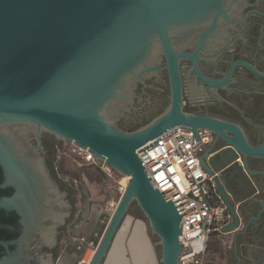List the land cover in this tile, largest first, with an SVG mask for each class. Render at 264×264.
<instances>
[{"label": "water", "instance_id": "obj_1", "mask_svg": "<svg viewBox=\"0 0 264 264\" xmlns=\"http://www.w3.org/2000/svg\"><path fill=\"white\" fill-rule=\"evenodd\" d=\"M238 3L239 0H0V172L5 179L0 181V189L10 185L17 189L10 196L0 193V210L16 209L24 224L16 250H11V241L0 237L6 251L0 264H49V258L34 260L29 251L30 238L38 233L42 240L53 241L70 213L62 208V200L58 208L47 205V195L53 191L48 175L42 163L35 165L22 152L23 136L30 129L37 130L38 138L46 130L87 148L96 159L106 160L121 175L130 176L116 207L112 212L104 211L102 222L92 229L87 243L96 246V253L91 264L104 263L133 203L147 217L151 233L160 238V264L202 263L197 258L181 262L182 214L153 183L138 149L177 126L192 130L200 141L197 128L207 126L218 130L236 152L264 158V144L248 145L235 125L183 112L180 61L190 59L202 80L223 86L225 80L213 81L202 74L198 54L218 20L223 17L229 21ZM205 24L208 28L200 33L193 52L181 48L185 42L178 47V40L185 34L177 32L188 33ZM152 47L158 50L159 59L150 62L146 55ZM163 58L166 65L161 68ZM240 63L264 75L248 62ZM162 70L169 72L168 108L134 131L119 128L117 114H110V104L120 96L131 102L124 80L130 77L136 85ZM231 72L232 68L228 77ZM222 127L234 130L236 135H225ZM202 164L210 175H215L203 156ZM240 170L248 176L253 174L248 166ZM214 180L233 217L222 231L235 230L248 216L253 215V219L257 204L260 212L264 210V199L250 194L245 200L221 183L219 175ZM77 187L75 196H82L81 187ZM57 195L61 197L62 193L58 190ZM78 214L72 224L81 222ZM0 226L4 224L0 222ZM242 232L236 231L235 240Z\"/></svg>", "mask_w": 264, "mask_h": 264}, {"label": "flooded vegetation", "instance_id": "obj_2", "mask_svg": "<svg viewBox=\"0 0 264 264\" xmlns=\"http://www.w3.org/2000/svg\"><path fill=\"white\" fill-rule=\"evenodd\" d=\"M214 32L207 38L206 43L199 52V69L202 74L213 81L225 80L223 86L211 85L193 70L190 59L184 58L180 61V72L183 88V112L197 118L203 117L213 121L235 125L244 134L248 145L257 147L264 144V75L261 76L254 70L240 63L248 62L253 69L261 74L264 73V0H239L238 9L230 14L229 21L223 17L218 20ZM208 25L191 28L188 33L184 30L177 35L185 34L180 40L182 49L193 52L198 45V38ZM179 50V49H178ZM166 65V59L160 61L162 68ZM232 68V72L228 77ZM146 76H149L147 74ZM158 91L161 98L154 97ZM170 80L169 72L159 71L132 84L129 100L122 99L112 108L117 112L116 124L125 131L136 130V124L141 120L151 122L154 116L163 113L170 105ZM198 132L205 131L209 137V143L202 154L204 163L211 167L215 175H219L221 183H225L229 190L240 195L252 193H264V158L255 155H243L236 152L219 131L207 126L197 128ZM225 135L235 136V131L222 127L220 129ZM22 152L27 154L35 165L41 164L48 175L49 187L53 189L47 195L49 208H62L70 213L65 217V223L58 228L53 235L54 240L46 242L38 233L30 238L29 251L38 261L40 257L49 258V264H59L60 259L64 264H75L82 254L83 246L87 243L72 246L73 234L76 229L75 213H79L78 219L83 220L87 203L82 196H75L74 189H78L81 179L72 178L63 171V160L70 155L63 139L43 130L40 138L37 130L30 129L23 136ZM68 142V141H67ZM80 166H85L75 158ZM248 166L253 172L248 176L240 170ZM218 193V184L214 180ZM5 179L0 172V181ZM76 189V190H77ZM14 185L0 189V193L10 196L16 192ZM62 193L58 197L57 191ZM84 194V192H83ZM221 195V194H220ZM80 206V207H78ZM79 208V209H78ZM264 216V210L261 213ZM0 237L11 241V250H16L18 238L24 232V224L20 213L14 209L0 210ZM17 239V240H16ZM16 240V241H14ZM62 240H64L62 243ZM84 244V245H83ZM71 246L73 248H71ZM5 248L0 245V257L4 256Z\"/></svg>", "mask_w": 264, "mask_h": 264}, {"label": "built area", "instance_id": "obj_3", "mask_svg": "<svg viewBox=\"0 0 264 264\" xmlns=\"http://www.w3.org/2000/svg\"><path fill=\"white\" fill-rule=\"evenodd\" d=\"M198 135L200 141L196 140L192 130L177 126L138 149L153 183L167 200L174 201L182 214L181 262L191 258L202 260L210 238L230 216L213 177L202 164L203 150L209 143V137L205 131L198 132ZM88 150L71 143V153L83 165L97 167L108 176L116 173L106 160L96 159L95 154ZM87 245L90 248L78 257L75 264H91L96 246L92 242Z\"/></svg>", "mask_w": 264, "mask_h": 264}, {"label": "crops", "instance_id": "obj_4", "mask_svg": "<svg viewBox=\"0 0 264 264\" xmlns=\"http://www.w3.org/2000/svg\"><path fill=\"white\" fill-rule=\"evenodd\" d=\"M252 195L264 199V193ZM240 196L247 199L246 195ZM107 207L111 210L110 206ZM106 209L102 203L92 202L87 217L75 223L72 246L83 243L85 235L87 241L90 239L92 229L102 222L101 216ZM260 209L257 204L253 219V215L248 216L235 230L225 232L222 228L233 222L229 213L224 226L210 238L201 264H264V216ZM246 222L247 227L244 226ZM236 231L243 232L235 240ZM117 234L103 264H157V241L147 232L146 223L141 218L127 215Z\"/></svg>", "mask_w": 264, "mask_h": 264}, {"label": "rangeland", "instance_id": "obj_5", "mask_svg": "<svg viewBox=\"0 0 264 264\" xmlns=\"http://www.w3.org/2000/svg\"><path fill=\"white\" fill-rule=\"evenodd\" d=\"M154 97L161 98V95L158 91L154 92ZM155 117V116H154ZM147 121L141 120V123L136 124L137 128L147 124ZM64 141L65 146L67 147L68 152L70 155H73L70 151L71 149V143ZM75 156H66L63 160L62 169L65 171L66 174L70 175L73 179L77 178L78 180H82L79 184V187H81V191L83 194L84 201L87 203V209L85 210V214L83 219H85L89 213L87 211L90 208V205L92 202H99L104 205L105 208L107 206L112 207L114 204H117V201L119 200L124 184L122 182L123 174L121 175L119 172L116 171V173L113 176H108L105 174L102 170L98 169L94 166H80L75 159ZM134 207H131L128 211L127 215H131L134 217H137L138 219L141 218L147 226V232L151 234L154 241L159 242L160 238L157 234L155 236L152 235L150 224L147 219V217L144 216L142 212L136 211V203ZM87 212V213H86ZM64 240H62V243ZM84 245V244H83ZM71 248H73L71 246ZM90 248L89 245L85 244L82 249V253L86 252V250ZM157 260L156 263L160 264L159 258L161 256V245L157 244ZM62 263V260L59 261ZM64 262V261H63ZM66 264V263H65Z\"/></svg>", "mask_w": 264, "mask_h": 264}, {"label": "bare ground", "instance_id": "obj_6", "mask_svg": "<svg viewBox=\"0 0 264 264\" xmlns=\"http://www.w3.org/2000/svg\"><path fill=\"white\" fill-rule=\"evenodd\" d=\"M158 54V50L156 49V47H152L150 48V50L148 51L146 57H147V60L148 61H154V60H158L159 59V56H157ZM124 83H125V86H126V89H127V93H128V99H129V93L131 92V87H132V84L134 83L133 79L130 78V77H127L125 80H124ZM125 100L123 97L120 96V98H118L117 100L113 101L111 104H110V114H117V112H113V109L112 108H115L116 107V103H120L121 101ZM126 101V100H125ZM130 180V176L128 175H124L123 178H122V182L124 184V186L127 185L128 181ZM117 204H114L111 208V210H109V207H107L106 211L108 210L109 212H112L113 209L116 207ZM61 264H64L63 263V260H62V263Z\"/></svg>", "mask_w": 264, "mask_h": 264}, {"label": "trees", "instance_id": "obj_7", "mask_svg": "<svg viewBox=\"0 0 264 264\" xmlns=\"http://www.w3.org/2000/svg\"><path fill=\"white\" fill-rule=\"evenodd\" d=\"M136 205H137V204H136ZM134 206H135V204L132 205V207H134ZM136 211H137V212H139V211L141 212L140 207L136 206Z\"/></svg>", "mask_w": 264, "mask_h": 264}]
</instances>
